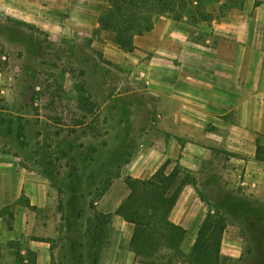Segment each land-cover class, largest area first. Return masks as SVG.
I'll return each instance as SVG.
<instances>
[{"label": "rangeland", "instance_id": "1", "mask_svg": "<svg viewBox=\"0 0 264 264\" xmlns=\"http://www.w3.org/2000/svg\"><path fill=\"white\" fill-rule=\"evenodd\" d=\"M107 7L106 0H0V164L15 163L25 176L52 184L51 264L125 262V254L113 256L124 225L113 219L107 245L92 249V257L91 225L95 216L114 213L130 192L129 179L152 176L156 165L146 162L160 151L156 98L119 63L117 48L125 51L114 35L95 27ZM89 15L97 22H86ZM257 144L264 146V134ZM228 156L215 168L224 174H191L196 185H189L207 214L226 218L224 264H264V197L243 189L245 169L233 172ZM170 161L168 171L179 164ZM28 203L22 195L15 205ZM198 231H187L186 253ZM15 252L0 264H36L18 246ZM176 263L162 251L149 264Z\"/></svg>", "mask_w": 264, "mask_h": 264}, {"label": "crops", "instance_id": "2", "mask_svg": "<svg viewBox=\"0 0 264 264\" xmlns=\"http://www.w3.org/2000/svg\"><path fill=\"white\" fill-rule=\"evenodd\" d=\"M209 25L191 30L164 14L155 17L151 32L136 37L133 52L117 48L124 60L119 63L147 84L162 116L160 151L146 163L156 165L153 174L172 160L198 180L200 172L217 179L215 175L224 173L215 168L229 154L226 163L237 169L233 172L245 169L243 189L264 197V163L255 158L256 140L264 134V0H244L241 10ZM22 195L29 203L15 205ZM53 209L50 182L25 176L15 163L0 164V261L12 260L18 246L19 254L30 253L36 264H51ZM206 215L193 186L187 185L171 221L187 231L199 230ZM114 221L125 228L121 250L114 245L115 259L125 254L119 259L123 264H149L151 260L135 257L130 249L134 226L119 216ZM226 251L222 244V254Z\"/></svg>", "mask_w": 264, "mask_h": 264}, {"label": "trees", "instance_id": "3", "mask_svg": "<svg viewBox=\"0 0 264 264\" xmlns=\"http://www.w3.org/2000/svg\"><path fill=\"white\" fill-rule=\"evenodd\" d=\"M108 7L99 17L101 31L114 35V41L125 52L135 50V39L154 28L157 16L170 14L191 30L208 26L233 9H242L244 0H106ZM210 26V25H209ZM256 160L264 163V146L257 144ZM171 161L152 176L129 179V194L114 213L95 216L92 249L107 245L113 219L121 217L134 226L130 249L135 257L152 260L162 251H170L176 264H224L222 242L227 229L226 218L210 211L199 228L188 253L183 250L187 230L171 221V213L189 184L196 185L191 173L180 164L168 171ZM96 253V252H95ZM99 259V258H98Z\"/></svg>", "mask_w": 264, "mask_h": 264}]
</instances>
